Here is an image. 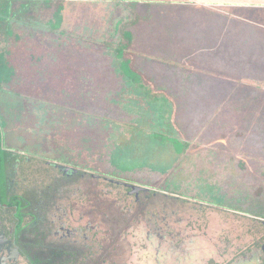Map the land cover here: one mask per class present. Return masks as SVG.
<instances>
[{
	"label": "rangeland",
	"instance_id": "374dc122",
	"mask_svg": "<svg viewBox=\"0 0 264 264\" xmlns=\"http://www.w3.org/2000/svg\"><path fill=\"white\" fill-rule=\"evenodd\" d=\"M119 1L61 2L59 29L48 21L60 2L38 3L34 17L14 21L18 39L3 44L16 66L0 91L5 147L19 158L11 172L43 216L45 247L64 252L45 257L242 264L245 251L264 245V46L238 39L209 51L192 40L202 31L188 38L174 27L188 0H150V10L160 3L155 21L136 31L141 40L125 58L139 56L150 90L167 100V129L157 103L125 89L113 65L110 52L124 42L115 24L128 14ZM158 131L177 135L185 151L157 142ZM113 158L135 169L121 173ZM121 182L149 191L137 199ZM61 221L81 232L65 239Z\"/></svg>",
	"mask_w": 264,
	"mask_h": 264
},
{
	"label": "crops",
	"instance_id": "0c3cea01",
	"mask_svg": "<svg viewBox=\"0 0 264 264\" xmlns=\"http://www.w3.org/2000/svg\"><path fill=\"white\" fill-rule=\"evenodd\" d=\"M39 1L42 2V0ZM66 1L68 0H65L64 2ZM154 2L155 1H152V8L150 10V0L119 1L120 5L123 4L127 7L128 14L124 19L116 21L115 28L121 30L122 39L124 41L123 45H128L129 50L135 45H138V42L141 40L136 32L137 30L145 29L150 32V22L155 21V5L160 4L158 1L156 3ZM143 4L149 7L147 12L143 10ZM182 4H185V6ZM182 4H179V18L175 19L174 27H176L177 30L185 29L188 38L191 37L189 35L190 31H202V33H199L201 36H194L195 39L192 37V40L197 42L202 38V43L204 45L208 44L206 46L212 47L209 51H217L220 44L235 45V40L238 42V39L242 40L244 42V47L248 49L259 44L260 47L264 46V0H188V2H182ZM167 8L169 9V7ZM184 9H188L189 12ZM55 11L56 9L53 11V17ZM67 11V8L64 7V10L62 11V24L64 23ZM196 14H199L201 18L194 17ZM193 17L195 20H192ZM15 20L23 22V19L19 20L14 18L11 20L12 25ZM24 21L26 20L24 19ZM48 24H52V26L57 25V23L52 22V20H49ZM185 31L183 30V32ZM15 35L18 36L16 33ZM145 36L143 37V40L146 38L150 39V35ZM232 50L233 52L231 54L233 55L235 54V50L233 48ZM227 56H229V53H227ZM213 58H215L217 62V59H220L221 57L217 58V56H213ZM224 58L225 57L222 56V60H224ZM126 59L130 60V68L133 72L140 76L142 82L150 89V80L148 79L149 82H146L145 79L146 77L150 78V76L148 75V72H145L142 68V60L139 59V56ZM167 121L169 122L168 119Z\"/></svg>",
	"mask_w": 264,
	"mask_h": 264
},
{
	"label": "flooded vegetation",
	"instance_id": "af4514ba",
	"mask_svg": "<svg viewBox=\"0 0 264 264\" xmlns=\"http://www.w3.org/2000/svg\"><path fill=\"white\" fill-rule=\"evenodd\" d=\"M8 149L18 157L14 150ZM58 167L61 171L63 170L62 172L66 176H70L74 172L78 173V170ZM12 169H7L0 177V264H59L60 262L52 260V257L56 258L62 251L53 247V249L45 247L48 233L43 230V216L37 214L36 210H39V208L33 205L31 195L24 192L20 188V184L13 178L14 172H11ZM119 171L123 172L120 169ZM121 184L128 189V193L133 194L137 199L140 195L149 191L147 188L132 183L121 182ZM133 186L138 188L133 189ZM30 208H34L32 213L29 211ZM61 223L63 226L56 234L63 232L62 237L65 239L76 234L79 235V232H81L76 228L75 230L66 228L64 221H61ZM47 255L52 257H45ZM239 261L242 264H264V245L248 249Z\"/></svg>",
	"mask_w": 264,
	"mask_h": 264
},
{
	"label": "trees",
	"instance_id": "16d2710c",
	"mask_svg": "<svg viewBox=\"0 0 264 264\" xmlns=\"http://www.w3.org/2000/svg\"><path fill=\"white\" fill-rule=\"evenodd\" d=\"M64 1L65 0H42V2L39 0H0V90H2L4 86L10 85L16 77V66L11 63L8 57L9 51L3 45L12 38L18 39V36L15 35L11 20L16 18L28 21L34 17L35 6H37L38 3L44 4L45 7H48V4L60 2V4L56 6V11L54 13V22L57 23L56 27L54 26V29H59L63 22L62 11L64 10V6L61 2ZM126 48L128 49V45H121V47L110 52V56L114 59L113 65L115 69L119 71L117 72L126 82L125 89L129 88L131 93H134V95H137L148 103H150V100L155 101L157 103L160 118L163 120L165 119L164 127L169 129L170 114L168 116L169 118H166L169 109L165 106L167 100L152 93V91L142 82L140 76L133 72L130 68V60L125 58ZM122 92H124V89ZM6 125L7 123L2 119L0 114V177L7 169L14 168L18 162L17 155L5 147L4 129ZM153 136L154 139L162 145H170L178 154L185 151L188 146V144L180 140L177 135H168L167 131L155 132ZM111 164L121 171H132L135 169V167L118 164L117 158H113Z\"/></svg>",
	"mask_w": 264,
	"mask_h": 264
},
{
	"label": "water",
	"instance_id": "95a60500",
	"mask_svg": "<svg viewBox=\"0 0 264 264\" xmlns=\"http://www.w3.org/2000/svg\"><path fill=\"white\" fill-rule=\"evenodd\" d=\"M136 188H138L137 186H133V189H136ZM141 189H143V188H141Z\"/></svg>",
	"mask_w": 264,
	"mask_h": 264
}]
</instances>
